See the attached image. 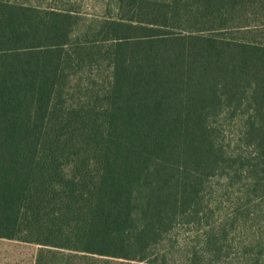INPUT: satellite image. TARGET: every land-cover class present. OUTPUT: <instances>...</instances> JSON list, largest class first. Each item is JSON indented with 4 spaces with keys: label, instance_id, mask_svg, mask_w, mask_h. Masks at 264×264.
Wrapping results in <instances>:
<instances>
[{
    "label": "trees",
    "instance_id": "16d2710c",
    "mask_svg": "<svg viewBox=\"0 0 264 264\" xmlns=\"http://www.w3.org/2000/svg\"><path fill=\"white\" fill-rule=\"evenodd\" d=\"M61 2L0 0V239L264 264V0Z\"/></svg>",
    "mask_w": 264,
    "mask_h": 264
},
{
    "label": "rangeland",
    "instance_id": "374dc122",
    "mask_svg": "<svg viewBox=\"0 0 264 264\" xmlns=\"http://www.w3.org/2000/svg\"><path fill=\"white\" fill-rule=\"evenodd\" d=\"M28 6L49 8L60 7L61 0H9ZM79 5L81 16H99L103 14L106 0H71ZM189 234L182 231L180 238ZM38 246L34 244H25L18 241L0 239V264H35Z\"/></svg>",
    "mask_w": 264,
    "mask_h": 264
},
{
    "label": "crops",
    "instance_id": "0c3cea01",
    "mask_svg": "<svg viewBox=\"0 0 264 264\" xmlns=\"http://www.w3.org/2000/svg\"><path fill=\"white\" fill-rule=\"evenodd\" d=\"M11 241V240H10ZM25 244H27V243H25ZM39 247V246H38ZM38 250H39V248H38ZM36 257H37V255H36ZM36 261V260H35Z\"/></svg>",
    "mask_w": 264,
    "mask_h": 264
}]
</instances>
